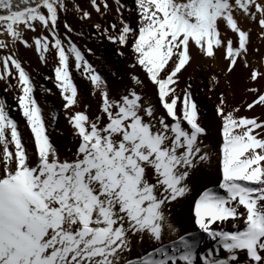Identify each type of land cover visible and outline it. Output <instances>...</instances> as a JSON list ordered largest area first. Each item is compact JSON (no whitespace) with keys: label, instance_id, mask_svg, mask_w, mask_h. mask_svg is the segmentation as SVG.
<instances>
[{"label":"snow or ice","instance_id":"1","mask_svg":"<svg viewBox=\"0 0 264 264\" xmlns=\"http://www.w3.org/2000/svg\"><path fill=\"white\" fill-rule=\"evenodd\" d=\"M0 89V264H264V0H0Z\"/></svg>","mask_w":264,"mask_h":264},{"label":"bare ground","instance_id":"2","mask_svg":"<svg viewBox=\"0 0 264 264\" xmlns=\"http://www.w3.org/2000/svg\"><path fill=\"white\" fill-rule=\"evenodd\" d=\"M100 52L101 53L104 52L103 47H101ZM26 55H27V59L30 61L31 67L36 69V71L33 74L36 78L37 84H43L45 87L52 88L53 85L51 84V82L43 79L45 75L49 74L48 69L41 67L38 64L36 57L31 53H27ZM113 59H115V57H113ZM213 71H218V70L214 69ZM189 73H191L195 77L194 82L196 85H198L196 99L201 102L202 110L210 114L212 111L213 101L209 99L207 95L208 78L206 75V70L193 66V68L189 69ZM37 98L39 99L42 105H45L46 111L49 108L55 110V106L59 104V101L56 96L45 97L43 95H39L37 96ZM64 127H65V121L61 116L58 124L56 125V131L52 132V137L58 145L64 144L63 138L58 136L59 131H61ZM50 131H52L51 128Z\"/></svg>","mask_w":264,"mask_h":264},{"label":"rangeland","instance_id":"3","mask_svg":"<svg viewBox=\"0 0 264 264\" xmlns=\"http://www.w3.org/2000/svg\"><path fill=\"white\" fill-rule=\"evenodd\" d=\"M38 85H40V84H38ZM2 94H3L2 89H0V95H2ZM39 95H41V94H40L39 88H37V96H39ZM8 99L11 100V96H9ZM13 115L15 116L16 114L14 113Z\"/></svg>","mask_w":264,"mask_h":264}]
</instances>
